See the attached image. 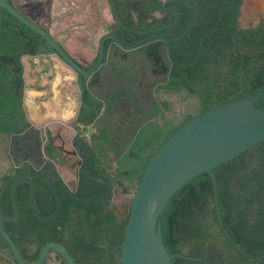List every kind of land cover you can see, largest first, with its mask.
Instances as JSON below:
<instances>
[{"label": "trees", "instance_id": "1", "mask_svg": "<svg viewBox=\"0 0 264 264\" xmlns=\"http://www.w3.org/2000/svg\"><path fill=\"white\" fill-rule=\"evenodd\" d=\"M155 1L167 8L152 0H115V5L123 24L133 30L163 27L171 24L177 14L173 25L154 33L176 40L168 64L162 67L164 82L160 90L175 94L187 90L195 95L200 101L195 116L217 105L264 92V35L250 37V31L239 29L237 18L242 0ZM10 3L14 4V0ZM157 11L159 16L155 15ZM113 19L107 34L118 37L124 44L133 45L152 35L127 30L114 15ZM111 44L113 41L107 40L105 49ZM46 47L45 40L37 32L0 6V109L13 104L19 110L25 90L22 58L37 55ZM140 48L158 62H162V54L169 56L163 40L149 41ZM97 59L98 56L88 67L81 66L90 69ZM99 81V72H95L90 88L97 86ZM84 96L90 101L88 90ZM163 107L170 112L172 103L166 101ZM257 107L264 109V96ZM89 111L90 106L82 108L78 119L85 127L96 123ZM10 117L11 122L16 118L14 114ZM163 119V124H155L148 139L144 132L140 133L131 144L128 160L119 168L113 163L109 128L106 125L96 127L88 147V178L80 179L76 195L92 197L107 191L102 183L92 178L107 181L122 194H135L140 182L139 168H145L157 150L190 118L179 125L165 116ZM46 152L56 158L51 137ZM125 164L129 165L128 169ZM213 172L218 183L223 223L241 249L233 245L222 230L213 180L208 173H203L180 189L159 217L170 254L180 255L173 258V263L264 264V141ZM54 186L61 208L55 219L41 222L47 227V241H60L69 248L68 233H78L88 227L91 229V261L77 258L72 251L75 261L78 264H121L128 216L115 212L113 197L81 202L69 197L58 183ZM44 188L47 189V184L38 180L35 189ZM28 190V186L25 188L22 184L16 188L22 222L29 216L25 201ZM5 207L11 208L10 191ZM49 209L43 217L55 212L52 197ZM64 264L67 263L64 261Z\"/></svg>", "mask_w": 264, "mask_h": 264}, {"label": "water", "instance_id": "2", "mask_svg": "<svg viewBox=\"0 0 264 264\" xmlns=\"http://www.w3.org/2000/svg\"><path fill=\"white\" fill-rule=\"evenodd\" d=\"M10 1L0 0V6L37 32L47 44L46 50H41L39 54L33 56L25 55L22 61H35L40 55H49L63 61L69 67L70 74L80 78L82 108L90 106V115L91 106L103 111L107 109L100 117H98L100 113L95 116L102 121L103 126L111 128V133H120L122 136V133L133 128L134 117L138 114L139 95H144L146 90L143 74L150 73L151 70L144 59V57L147 59L148 55L138 49L151 40L162 39L167 43L170 54L176 40L162 35H152L133 45L124 44L118 37L107 34L114 21L113 15L125 29L148 34L173 25L178 19L177 14L175 13V19L171 24L141 31L123 24L117 13L115 0H14V4ZM247 1L242 16L245 26L246 17L252 14L246 12ZM107 40L113 41V44L105 49ZM97 56L98 59L92 68H83L90 66ZM95 72H99L100 81L97 86L90 88V79ZM152 81L147 86L149 89L152 87ZM86 90L89 91L90 101L85 99ZM263 96L264 92H261L256 96L229 101L190 118L157 150L145 168H139L140 182L135 194L134 192L122 194L119 188H113L107 181L92 178L105 185L107 191L92 197H78L75 194L76 190L71 189L65 182L66 180L75 185L76 179L62 163V166H59L65 180L61 175H55L48 181L55 198L56 211L54 215L44 218L35 208L33 177L30 175L18 177L11 190L15 216L0 218V232L7 240L18 263L27 264L7 234L4 222L16 221L19 217L15 191L19 183L25 179L30 181L33 211L42 221H51L60 212V199L54 189L53 178L78 201L87 202L114 194V208L120 214L128 216L121 264H174L173 258L180 255L170 254L164 242L161 225L158 223L159 217L180 189L197 176L208 173L213 180L220 226L232 244L239 247L231 239L223 223L218 183L213 170L264 141V109L257 107ZM24 104L31 124L26 87ZM197 104L196 96L189 98L182 104V113H191ZM176 105V110L179 111L181 105L178 102ZM129 106L133 112L131 115ZM84 127L78 120H73L71 127H53L45 132L44 126L37 129L41 130L46 141L49 137L54 140L58 147L57 151L61 150V146L65 150L73 151L76 156L72 161H79L76 170L80 168L81 174L86 175L85 165L89 154L87 146L89 147L91 136H87L88 131L86 132ZM93 132L91 130V134ZM135 135L133 133L132 140ZM83 154L84 158L81 161ZM56 157H59L58 152ZM51 249L60 253L68 264H76L67 248L57 242L48 243L34 264H42Z\"/></svg>", "mask_w": 264, "mask_h": 264}, {"label": "flooded vegetation", "instance_id": "3", "mask_svg": "<svg viewBox=\"0 0 264 264\" xmlns=\"http://www.w3.org/2000/svg\"><path fill=\"white\" fill-rule=\"evenodd\" d=\"M152 1L158 6L167 8L165 7V5L160 4L158 1L155 0ZM245 2L246 0H242L239 10L240 14L237 18L239 29L250 31L251 32L250 37H254V35L256 34L263 36L264 35V0H261V4L259 7H257L255 3H252L253 15L252 14L250 15V20L246 24V26L244 25L242 20ZM155 15L159 16L160 12L157 11ZM154 33H148V34L160 35ZM155 40H162V39H155ZM138 51H142L146 53L141 48H139ZM169 57L170 54L169 56L162 54V62H158L157 60H154L149 56L147 59L144 57V59L146 60L147 67H149V69L151 70L150 71L148 70L150 73L144 72L143 74V76L145 77L143 83L146 85L145 87L146 90L144 95H139L140 97L138 103L139 108L137 109L138 114H136V116L134 117V126L133 128H129L128 131L126 130L127 131L126 133H122L121 134L122 136H120V133H111V128L109 127L108 133L110 135V147H111V152L114 155L113 163L117 168L120 167V164L122 163L124 164L125 161L128 160L127 154L129 153L131 144L140 135L141 132H144L146 134V139H148V137H150L152 133V129L155 126V124H163L164 116L172 120L175 125H179L182 122L188 120L189 118L195 116L198 111V107L200 105L199 99H198V104L195 107L194 111H192L191 113H182L181 111L183 107L182 104H184V102L189 98L195 96L189 94L187 90H183L181 93L175 94L173 92H166L164 90L159 89L161 84L164 82V73H162V67L163 65L168 64L170 60ZM152 61H154V63ZM151 81L153 83L151 89H149L147 86ZM166 101L172 103V109L170 112H167L163 107V103ZM177 102L181 105V109L179 111L176 110ZM129 107H130V115H131L133 112L131 106ZM106 110L103 111L100 108L93 107L91 114L95 117L96 123L84 127L86 128L85 131L86 132L88 131L86 133L87 136L88 135L91 136V130L95 131L96 127L103 126L102 121L98 120V117H100ZM13 114L16 118L13 122H11L10 116H12ZM96 114H99V116L96 117L95 116ZM107 119H109L108 116ZM27 124L30 123L25 109L24 96L19 110H16L15 107H13V104L7 105V108L5 109H0V218L2 217L13 218L15 216V209L12 203V198H11V208L10 207L6 208L5 206H6V201L8 200V192L10 191V196H11L12 186L17 180V178L20 176L30 175L33 177L34 204L37 213L42 217H43V213H46L47 211L50 210L49 203L51 201V197L53 198L56 207L54 195L48 184L49 179L55 175H61L65 180L64 176L61 174V169L59 165L62 166V163H64L65 164L64 167L76 179L75 185L65 180L67 185L71 189L76 190V192L79 186L80 179L88 178L86 172L87 162L85 165L86 175H83L80 172V168L76 170L79 161L78 160L72 161L76 156L74 152L65 150L63 146L60 147L61 150L57 151L58 147L55 144H54L55 155L58 152L59 157L51 158V156H48L46 152L49 138L46 141L43 138V133L41 132V130L37 129L32 124L30 125ZM10 128H14V129H10ZM137 130L139 131L137 132ZM133 133L136 135L135 138L132 140ZM88 153H89V149H88ZM83 158H84V154L81 157V161L83 160ZM140 163L141 162L139 161L138 164ZM124 166L126 169H128L129 167V165L126 164ZM38 180H42V182L47 184V189L44 188L42 190H36L35 184L36 182H38ZM52 183L53 186L55 183H58V185L62 188V190L66 192L63 186L55 178L52 179ZM20 184H22L25 188L27 185L29 188L25 198L26 204H28L27 207L29 211L28 219L24 222L20 220L21 218H20V209H19L18 219L16 221H5L4 228L7 234L10 236V238L13 240L23 260L27 264H34L38 260L43 248L48 243L57 242L65 246L70 254L72 253V251H74L76 253L77 258H80L81 260H85V261H91V229L87 227L86 229H83V231H80L78 233L72 234L71 232H69L68 234H70V236H68L67 238L69 241L68 243L69 248L60 241L48 242L47 241L48 234L46 231L47 227L41 222H49V221L40 220L37 214L33 211V208L31 206V199H30V181L28 179H25L21 181L18 186H20ZM66 194L69 197H71L67 192ZM111 196L113 197V202H114V194ZM82 198H87V197H82ZM113 202H112L113 209L115 210V212H117V210L114 208ZM117 213L120 216H125V214H120L119 212ZM71 256L74 258L75 261V257L72 254ZM64 261L66 262V260L61 256L60 253H58L54 249H51L42 264H64ZM75 263L78 264L76 261ZM0 264H19L14 256V253L12 252L11 247L9 246L7 240L3 237L1 232H0Z\"/></svg>", "mask_w": 264, "mask_h": 264}, {"label": "crops", "instance_id": "4", "mask_svg": "<svg viewBox=\"0 0 264 264\" xmlns=\"http://www.w3.org/2000/svg\"><path fill=\"white\" fill-rule=\"evenodd\" d=\"M23 65L31 124L44 126V132L53 127H71L82 110L79 76L70 74L63 61L49 55H40Z\"/></svg>", "mask_w": 264, "mask_h": 264}, {"label": "rangeland", "instance_id": "5", "mask_svg": "<svg viewBox=\"0 0 264 264\" xmlns=\"http://www.w3.org/2000/svg\"><path fill=\"white\" fill-rule=\"evenodd\" d=\"M252 3H255L257 7L260 6L261 0H248L247 1V7H246V12L252 13L253 14V5ZM250 20V17H246V22L248 23Z\"/></svg>", "mask_w": 264, "mask_h": 264}]
</instances>
